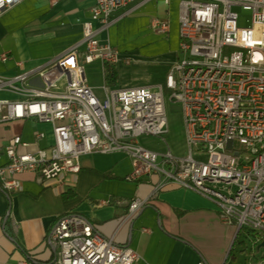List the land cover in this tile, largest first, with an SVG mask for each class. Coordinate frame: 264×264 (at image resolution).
<instances>
[{"label":"built area","instance_id":"2783aa9c","mask_svg":"<svg viewBox=\"0 0 264 264\" xmlns=\"http://www.w3.org/2000/svg\"><path fill=\"white\" fill-rule=\"evenodd\" d=\"M20 1L0 0V15ZM134 1L94 0L83 24L84 52L76 45L44 69L0 75V92L21 95L0 97V124L34 118L51 125L53 136L46 146L40 145L44 131L36 132L33 142L14 135L0 144V156L7 157L0 185L22 191L24 173H34L41 183H63L80 171L82 155L125 152L133 164L128 180L159 177L153 194L172 183L198 192L216 203L220 219L235 228L236 237L250 238L257 251L264 241V0H180L179 55L165 84L109 87L100 99L87 84L84 64L118 63L121 54L97 38L95 24L107 27L112 12ZM235 6L251 11L250 26L239 25ZM152 26L160 34L170 28L160 19ZM0 58L7 61L9 53ZM36 76L40 83H30ZM166 100L182 105L183 155L158 152L138 140L168 133ZM154 196L133 198L129 217ZM51 240L59 247V264H133L139 258L76 213L57 218Z\"/></svg>","mask_w":264,"mask_h":264},{"label":"crops","instance_id":"0c3cea01","mask_svg":"<svg viewBox=\"0 0 264 264\" xmlns=\"http://www.w3.org/2000/svg\"><path fill=\"white\" fill-rule=\"evenodd\" d=\"M93 5L94 0H21L6 10L0 16V54L8 51L9 59H0V75L10 77L44 69L76 45L84 52L83 24L90 19ZM178 5V0H135L112 12L107 27L96 23L97 38L110 43L123 57H134L119 50V42L129 38L131 31L147 43L156 41L160 33L153 28V19L169 22V31L162 34L169 39ZM177 57L163 55L161 80L165 81ZM130 64L117 65L118 83L110 88L155 86L149 80L134 85L127 79L122 68ZM84 66L87 84L104 99L109 88L104 62L97 59ZM30 83L39 84V77L31 78ZM0 97L14 99L21 95L0 92ZM38 131L47 135L41 146L52 142L51 125L37 119L1 123L0 144L14 135L33 142ZM6 162L7 157L1 155L0 165ZM80 166V171L68 175L63 183H41L34 173H24L20 176V192H8L0 185V264H59V247L51 240V232L57 218L69 213L85 216L101 234L134 249L139 258L133 264H197L202 259L208 264H223L235 228L220 219L219 208L212 200L173 183L153 194L159 177L128 180L133 164L125 152L84 154ZM148 195L155 196L129 217V202ZM101 200L109 203L100 205Z\"/></svg>","mask_w":264,"mask_h":264},{"label":"rangeland","instance_id":"374dc122","mask_svg":"<svg viewBox=\"0 0 264 264\" xmlns=\"http://www.w3.org/2000/svg\"><path fill=\"white\" fill-rule=\"evenodd\" d=\"M178 1L179 5L175 12V24L169 39L160 34L155 37L156 41L147 43V41L139 39V34L131 31L128 33L129 38L122 39L119 42L120 45L119 47L117 46V48L121 51L131 53L134 57H123L121 55V61L113 64L116 66L121 62L128 64L126 59L129 58L131 64L129 63L130 65L123 67L122 71L127 74V79H130L134 85H139L142 82H147L149 80L155 82L153 89H157L159 85L165 84L166 79L165 81L161 80L163 77H161L162 75L160 74V69L165 65V60L162 59L163 55H172L174 57L179 55L177 30H180V0ZM8 9L9 8L6 10ZM234 10L237 11L240 16V26L251 25L250 10H246L242 6H235ZM166 107L168 133H166L164 137L143 135L140 136L138 140L142 145L149 149L158 152L172 151L175 154L183 155L187 152V141L182 105L178 102H170L169 100H166ZM230 252L232 253L229 254ZM223 264H264V249L259 251L254 250L252 240L250 238H245L243 235H239L238 239H235L233 244L228 248Z\"/></svg>","mask_w":264,"mask_h":264},{"label":"trees","instance_id":"16d2710c","mask_svg":"<svg viewBox=\"0 0 264 264\" xmlns=\"http://www.w3.org/2000/svg\"><path fill=\"white\" fill-rule=\"evenodd\" d=\"M104 74H105V82L109 87H115L118 83V68L115 64L106 62L104 63ZM238 236L236 237V240ZM232 251V250H231ZM230 252L229 254H231Z\"/></svg>","mask_w":264,"mask_h":264},{"label":"water","instance_id":"95a60500","mask_svg":"<svg viewBox=\"0 0 264 264\" xmlns=\"http://www.w3.org/2000/svg\"><path fill=\"white\" fill-rule=\"evenodd\" d=\"M236 235L234 236L233 242L235 241ZM232 242V244H233ZM261 248H264V241L262 243H260L259 245H257V251H259Z\"/></svg>","mask_w":264,"mask_h":264}]
</instances>
